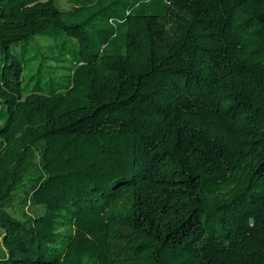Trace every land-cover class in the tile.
I'll use <instances>...</instances> for the list:
<instances>
[{
    "label": "trees",
    "instance_id": "1",
    "mask_svg": "<svg viewBox=\"0 0 264 264\" xmlns=\"http://www.w3.org/2000/svg\"><path fill=\"white\" fill-rule=\"evenodd\" d=\"M68 2L0 0V264H264V0Z\"/></svg>",
    "mask_w": 264,
    "mask_h": 264
},
{
    "label": "rangeland",
    "instance_id": "2",
    "mask_svg": "<svg viewBox=\"0 0 264 264\" xmlns=\"http://www.w3.org/2000/svg\"><path fill=\"white\" fill-rule=\"evenodd\" d=\"M58 4L61 8L66 9L70 7V2L68 0H58ZM22 196V195H21ZM20 218V215H17ZM2 247V244H0V248ZM1 250V249H0Z\"/></svg>",
    "mask_w": 264,
    "mask_h": 264
}]
</instances>
